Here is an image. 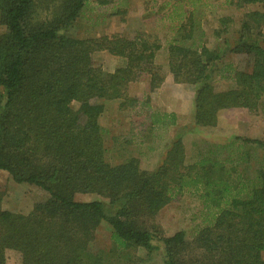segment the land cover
Segmentation results:
<instances>
[{
  "label": "trees",
  "instance_id": "trees-1",
  "mask_svg": "<svg viewBox=\"0 0 264 264\" xmlns=\"http://www.w3.org/2000/svg\"><path fill=\"white\" fill-rule=\"evenodd\" d=\"M222 1L175 0L163 16L168 37L161 41L141 33L75 38L70 31L90 0H0L6 29L0 34V171L49 194L25 215L3 210L0 193V264H6V250L19 252L22 264H118L115 256L134 246L152 253L156 227L150 223L185 193L201 201L205 218L192 242L183 231L161 238L165 264H264V170L246 176L235 155L263 141L235 137L211 144L186 164L183 140L175 136L158 166L144 170L134 157L116 165L107 160L99 124L102 101L119 99L136 113L130 132L139 143L177 125V115L154 109L150 97L127 95L126 86L142 74L150 76L151 92L167 75L176 84L195 86V127H215L224 110H259L264 0ZM110 2L97 0L100 6ZM220 3L237 9L259 5L262 11L245 14L236 42L210 46L202 20ZM126 14L127 9L114 12L122 19ZM230 22L220 18L224 33ZM163 49L166 67L156 64ZM96 51L126 63L105 73L92 60ZM229 54L246 56L248 68L222 62ZM216 77L232 87L218 90ZM76 194H96L110 209L101 200L76 201ZM103 222L112 229V246L94 253L91 244Z\"/></svg>",
  "mask_w": 264,
  "mask_h": 264
},
{
  "label": "rangeland",
  "instance_id": "rangeland-1",
  "mask_svg": "<svg viewBox=\"0 0 264 264\" xmlns=\"http://www.w3.org/2000/svg\"><path fill=\"white\" fill-rule=\"evenodd\" d=\"M174 1L111 0V4L100 6L97 0H90L70 33L79 39L98 38L103 35L119 33L135 36L141 33L146 37H152V39L157 38L166 41L168 35L163 28L165 22L163 16L168 12L170 4ZM118 8L127 9L124 19H122V16L114 15ZM255 10L262 11V7L251 5L237 9L220 3L219 6L206 12L202 20V27L209 37L210 46H214L215 43L223 46L225 40L229 43L236 42L237 33L245 14ZM223 17L231 18V22L227 27L228 33L223 32L224 26L220 24V18ZM5 31V27L0 24V34ZM217 31H220L219 38H216L215 35ZM259 39L264 46V27L261 29ZM92 60L105 73H113L126 63L125 60L111 56L104 51L94 52ZM222 62H230L240 70L248 68V59L243 55L229 54L223 58ZM156 64L163 67L167 66L165 49L157 53ZM215 80V86L218 90H226L232 87L231 82L220 81L217 77ZM134 83L135 81L130 82L126 86L127 95H140V99L150 97V104L154 109L160 111L167 109L165 106L168 102L169 106L167 107L173 108L175 106L174 96L178 93L181 94L182 104L178 107L181 116L177 125L170 131L162 133L154 139L150 136L144 143H139V138L137 136L132 137L130 132V127L136 119L133 108L121 107L122 100L119 99L103 100L105 111L99 118V124L104 130L103 139L107 150L106 158L114 165L125 161L127 158L134 157L139 160L142 169L153 170L158 166L165 149L175 136H179L183 140L186 151V164L193 163L208 145L226 144L235 137L257 139L264 142V97L259 110L255 112H249L246 109L224 110L218 115V123L215 127H195L192 122L194 98L193 100L190 99L191 93L195 97L193 87L182 86L179 90L163 92L156 90L154 93L150 94L149 92L148 94L145 85L140 84L141 82L136 85ZM186 99L192 101L187 102ZM72 108L77 110L79 103L73 102ZM151 148H154V150H151ZM235 155L236 160L241 159L239 170L244 172L246 176L253 178L259 170H264V146L247 144ZM0 193L2 194L1 207L3 210L25 215L29 214L37 203L45 202L49 197L48 193L37 186L27 183H15L5 171H0ZM75 200L80 202L101 200L109 206L107 199L96 194H76ZM204 218L203 205L198 198L189 193L176 195L150 223L156 227L154 233L156 237L153 244L157 249L149 253L141 247H130L123 257L117 258L115 256L114 261L118 264H165L166 256L161 238L170 237L183 231L187 240L192 242L195 234L203 225ZM111 230L107 223H101L91 244V251L94 253L108 252L111 249ZM6 264H22L20 253L14 250H6Z\"/></svg>",
  "mask_w": 264,
  "mask_h": 264
},
{
  "label": "crops",
  "instance_id": "crops-1",
  "mask_svg": "<svg viewBox=\"0 0 264 264\" xmlns=\"http://www.w3.org/2000/svg\"><path fill=\"white\" fill-rule=\"evenodd\" d=\"M138 82H141L140 84H142L143 86L145 85V88L147 89L146 91L148 92V94H149V92H150V94L154 93L156 90H158L159 92L168 91V90H179L183 86V87H193L194 88L193 91H194V95H195V86L186 85V84H176L172 81V79L169 75L166 76L164 83L158 89H156L154 92H151L149 90L150 89V76L148 74H142L141 77L139 79H137V81H135L134 85H136ZM133 87H135V86H133ZM142 91H143V89H142ZM129 96H131L133 98L140 99L139 98L140 95L133 96V95L129 94ZM174 97H175V106L173 108L167 107V106H169L168 105L169 102H168L167 105L165 106L167 109H165L164 111L169 112V113H175L177 115V122H178L180 120L179 118L181 116V113H180L181 111L178 109V107H179V105L182 104V95L178 93ZM193 98H194V96H192V93H191L190 99L193 100ZM190 99H189V101H190ZM189 101L187 100V102H189Z\"/></svg>",
  "mask_w": 264,
  "mask_h": 264
}]
</instances>
